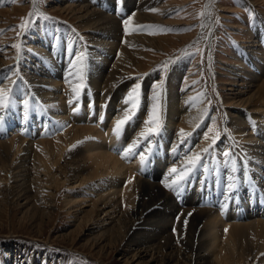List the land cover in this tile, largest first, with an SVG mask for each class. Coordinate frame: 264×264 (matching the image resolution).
<instances>
[{
  "label": "bare ground",
  "instance_id": "6f19581e",
  "mask_svg": "<svg viewBox=\"0 0 264 264\" xmlns=\"http://www.w3.org/2000/svg\"><path fill=\"white\" fill-rule=\"evenodd\" d=\"M114 1L66 0L65 12L83 24L84 35L74 27L64 28L61 35L42 30L41 44L36 41L29 49L34 51H21L12 65L0 64V88H12L15 82L13 105L0 108L4 117L0 199L22 206L32 218L51 219L55 197L68 186L63 202L76 217L77 236L93 240L91 248L99 254L119 251L124 264H264V53L259 45L264 28L257 30L256 40L238 58L236 54V63L229 65L225 75L234 78L236 86L243 82L244 89L226 100L235 101L234 108L227 109L225 123L232 134L225 133L205 158L208 171L196 173L199 177H193L182 192L183 206H179L163 181L173 167L186 163L189 149L198 153L206 148V125L200 122L205 116V94L188 91L184 85L178 92L182 83L177 75L185 76L183 65L178 64L169 90H162L163 128L153 154L145 152L150 162L142 169L139 155L122 158V150L134 143L137 152L148 145L140 133L149 127L155 83L147 81L150 88L141 87L146 93L143 110L117 139L113 128L136 81L118 88L110 102L108 95L130 77L129 69L141 71V48L146 45L139 40L150 36L134 25L122 36ZM145 6L136 8L131 23L145 17L158 23L168 13L164 10L156 19L151 16L153 5ZM5 76L11 79L4 80ZM80 84H88L95 95L79 97L82 102L74 113L76 108L71 109L66 100L75 98L72 88ZM25 99L30 106L26 119ZM181 130L190 133L185 143H181ZM225 151L230 156H223ZM229 175L238 184L231 194L226 188ZM204 203L211 209L201 208ZM85 227H92L89 234ZM9 249L15 256L6 264H35L20 247ZM36 256L43 257V264L62 263L48 253Z\"/></svg>",
  "mask_w": 264,
  "mask_h": 264
},
{
  "label": "rangeland",
  "instance_id": "374dc122",
  "mask_svg": "<svg viewBox=\"0 0 264 264\" xmlns=\"http://www.w3.org/2000/svg\"><path fill=\"white\" fill-rule=\"evenodd\" d=\"M115 1L113 12H118L115 14L120 22L119 33L126 36L132 27L138 26L146 29L150 38L139 40L141 44L146 45L141 48L144 53L140 58L141 71L139 69L138 71L136 69L132 70V68L129 69L128 73L132 72L129 75L131 78H126L113 89L114 91L112 90V94L108 95V102L113 99L118 88H123L130 81H134V83L136 81L143 87L145 84L148 86L149 82L156 85L163 80L162 90H169L170 80L175 74V67L181 64L185 76L176 74L182 83L181 85L178 83V92L181 91L180 89L184 85L188 91L196 89V93L202 92L205 94V116L200 121L206 125L204 126V135L207 133L211 138L218 131L220 133L218 143L225 133L232 134L231 128L226 127L225 123L229 120L227 109L232 110L235 101L229 100V103H226V100L233 98V95L240 90L244 91V89L240 86L243 82L239 80V84L236 86L233 83L234 78L225 75L229 73V65L236 63V54L238 58V54L256 40L254 35L259 32L257 30L260 27L264 28V0H239V3H237V0ZM65 2L66 0H36V14L32 17L35 23L29 26L27 23L29 13L34 12L33 0H0V64L12 65L17 62L18 54L21 51L24 53L34 51L29 49H34L33 43L36 41L41 44V38L39 37L42 30L55 35L60 34L64 28L74 27L81 36L84 35L86 32L82 27L83 24L81 25L74 16L65 12V6L63 5ZM145 3L146 6L153 5L151 16H157L156 19L164 10L168 13L164 14L163 19L158 23L150 21L146 17L131 23L129 17L135 13L139 5L144 6ZM107 8L109 7L105 5L104 11ZM39 13H43L48 19L39 16ZM115 14L108 13V15H114V17ZM125 19L130 24L127 25V34L123 23ZM22 24L24 27H20ZM151 26H162L166 31H160ZM136 33L138 35L143 34ZM62 38L66 39L67 34H63ZM14 45H18L19 48L14 47ZM259 45L264 53V36L261 38ZM187 53H193L194 55L189 56ZM237 58L236 60H241ZM164 65H167V68ZM17 82L19 85L22 84L19 79ZM262 86L264 87V84ZM174 88V86L171 87L172 90ZM91 89L92 87L88 84L84 85V91L81 92L82 97L80 96L81 100L88 93L95 95L94 90ZM143 94L146 93L141 89L138 111L143 110L144 107ZM80 98L79 101L82 102ZM70 100H75V103L73 101L70 105L68 102ZM76 100V97L66 100L69 106H72L71 109L76 108ZM227 106L228 108H226ZM249 113H253V111H249ZM209 129H212V131H209ZM225 129H227V132H225ZM158 137H154L155 140L151 138L150 155L153 154V147L157 144ZM207 141L206 147L211 143V139ZM199 175L196 174L194 178H198ZM194 187L193 185L190 192H193ZM68 189H70L68 186L63 187L55 197L56 201L53 204L51 219L32 218V216L25 213L27 210L22 206L0 199V264H6L9 258L15 256V254L11 256L13 251L9 249V246H14V250H18V247H20V250L22 249L21 251L25 252L24 255L26 254L29 259L35 260V264L42 263L43 257L36 256L40 253L54 255L58 261L62 262L61 264H111L113 262H116L114 264H124L125 260L122 259L119 251L113 250L110 253L111 255L108 256L105 253L99 254L91 248L90 244L92 243L90 241L93 240L86 236H77L79 231L76 230L75 226L76 217L68 211V207L63 202ZM168 191L170 192L169 189H167ZM170 193L178 205L183 206V193L180 195L173 191ZM204 205L200 207L209 209L212 207L206 205V203ZM91 229L92 227H85L84 232L89 234ZM199 242L200 240L196 241L197 244Z\"/></svg>",
  "mask_w": 264,
  "mask_h": 264
},
{
  "label": "snow or ice",
  "instance_id": "6c2138e0",
  "mask_svg": "<svg viewBox=\"0 0 264 264\" xmlns=\"http://www.w3.org/2000/svg\"><path fill=\"white\" fill-rule=\"evenodd\" d=\"M119 2V0H118ZM35 3L36 0H33V5H34V12L29 13V20H28V25L31 26L32 24L35 23V20L32 19V17L36 14L35 13ZM237 3H239V0H237ZM208 6L206 5V8ZM39 16L43 17L44 19H48L47 16H45L43 13H39ZM253 18V17H250ZM125 25V33L127 34V25L129 24V21L125 19L123 21ZM20 27H24L22 24ZM143 27V26H141ZM154 28L159 29L160 31H166L165 29L162 28V26H151ZM170 30V29H169ZM155 34V33H153ZM14 47L19 48L18 45H14ZM70 55L73 56L75 59V54L74 53H69ZM187 55L192 56L194 55L193 53H187ZM82 60L84 59L83 57L81 58ZM83 66L81 68V72H83ZM165 68H167V65H164ZM4 80H10L11 78L8 76H5L3 78ZM84 79L83 75L80 76V80L82 81ZM70 82V81H66ZM0 84H3V80H0ZM164 81L161 80V82L157 85L154 86V94L151 97L152 99V105H151V111L147 120V125L149 127H146L144 131L140 133V137L143 138L144 140L148 141V145L146 146L145 149H141L140 152L136 151V148L138 147V144L134 143L133 145L125 148L122 150V158L124 159H129L132 156L139 155L140 156V164L143 169L144 166L148 162V158L145 155V152H148L149 154L151 153V138H154L156 136H159L161 131H162V117H161V112H162V106H161V99H162V88H163ZM15 89V82H13V87L12 88H0V108L2 109H10L11 106L13 105V92ZM140 90H141V84L136 83L129 91L127 96L124 98V104L127 106L124 111L123 115L121 118L116 120L115 126L113 128V135L119 139L122 135L123 129L132 122L134 119L139 106H140ZM84 91V85L80 84L77 87L72 88L73 95L77 98V107L74 109V113L79 110V97L81 95V92ZM70 105L73 103V101H69ZM89 107L94 109V101L89 102ZM106 107V105H104ZM23 109H24V114H25V119L27 118V115L30 111V106L28 100H23ZM4 117L0 116V124H2ZM101 122L103 121V116L100 117ZM254 126V122H253ZM209 131H212V129H209ZM225 132H227V129H225ZM190 135L185 134L183 130H181V143H185V137ZM220 137V133L217 131L214 136L209 138L208 134H205V139H211V143L208 144L206 148L202 150L200 153H193L191 149H189V152L186 153V163L180 167L179 169L176 167H173L170 170L169 176H166L164 178L163 184L164 187L169 189L170 191H173L177 195H180L186 187L191 183L192 178L195 176L197 172H206L208 171L207 165L205 164V158L211 154L212 151L215 150V145L217 143V140ZM175 151V149H174ZM223 156L228 157L230 156V152H223ZM237 171L235 161H232V167H231V172L235 173ZM169 177H171V182H169ZM228 183L226 185L227 190L231 194L238 188V184L236 182V177L234 175H229L227 177ZM228 198H231V195H229ZM190 215V214H189ZM185 226L187 225V220L184 221ZM225 232H227V229H225Z\"/></svg>",
  "mask_w": 264,
  "mask_h": 264
}]
</instances>
